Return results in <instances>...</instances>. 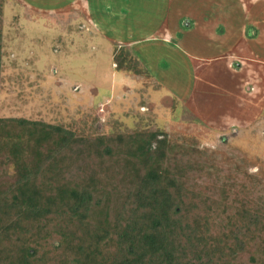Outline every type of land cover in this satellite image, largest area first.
<instances>
[{
    "label": "trees",
    "instance_id": "trees-1",
    "mask_svg": "<svg viewBox=\"0 0 264 264\" xmlns=\"http://www.w3.org/2000/svg\"><path fill=\"white\" fill-rule=\"evenodd\" d=\"M220 174L160 128L0 117V264H264V181Z\"/></svg>",
    "mask_w": 264,
    "mask_h": 264
},
{
    "label": "rangeland",
    "instance_id": "rangeland-1",
    "mask_svg": "<svg viewBox=\"0 0 264 264\" xmlns=\"http://www.w3.org/2000/svg\"><path fill=\"white\" fill-rule=\"evenodd\" d=\"M50 1L0 0V117L43 119L71 125L81 134L160 128L171 142L204 153L221 170V177L238 172L242 182H255L253 176L264 181V131L254 136L238 131L235 125L239 121L231 117L232 99L243 106L244 99L237 98L230 79L226 87L222 85L219 67H204L205 83L193 87L191 104L196 102L201 110L177 97L179 103L170 119L165 110H170L173 95L167 91L145 96L153 87L145 89L143 82L136 85L139 80L114 69L106 38L93 41L76 38V33L71 37V31L78 28L100 34L91 24L77 25V0H70L69 5H75H70L71 14H56ZM223 73L227 78L232 71ZM141 103L151 111H162L161 119H154L149 109L141 113ZM263 107L257 106L254 113L264 116ZM163 115L169 118L163 119ZM239 119L243 124L250 122L242 113Z\"/></svg>",
    "mask_w": 264,
    "mask_h": 264
},
{
    "label": "crops",
    "instance_id": "crops-1",
    "mask_svg": "<svg viewBox=\"0 0 264 264\" xmlns=\"http://www.w3.org/2000/svg\"><path fill=\"white\" fill-rule=\"evenodd\" d=\"M50 2L56 14H71L70 5L77 3V25L91 24L89 27L101 34L72 27V38L75 33L76 38L78 35L93 41L106 38L112 62L115 50H126L135 58L148 74L131 77L139 80L136 85L143 82L145 89L153 87L145 96L152 98L155 92L167 91L172 94V106L165 110L170 119L179 103L176 98L192 105L193 87L205 83L203 68L216 65L223 76L219 78L222 85L226 87L230 79L229 86L237 91V98L244 99V106L232 99L231 117L239 121L235 125L238 131L249 136L264 131V116L254 113L257 106L264 105V0H77L70 5V0ZM229 70L236 73L226 78L223 72ZM192 106L201 110L196 102ZM140 108L141 113L149 109L143 103ZM151 113L154 119H161L162 111L154 109ZM241 113L250 122H240ZM166 117L169 118L163 115V119Z\"/></svg>",
    "mask_w": 264,
    "mask_h": 264
}]
</instances>
